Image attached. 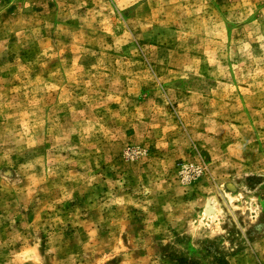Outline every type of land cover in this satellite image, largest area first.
<instances>
[{
  "label": "rangeland",
  "instance_id": "rangeland-1",
  "mask_svg": "<svg viewBox=\"0 0 264 264\" xmlns=\"http://www.w3.org/2000/svg\"><path fill=\"white\" fill-rule=\"evenodd\" d=\"M180 257L264 264V0H0V264Z\"/></svg>",
  "mask_w": 264,
  "mask_h": 264
},
{
  "label": "trees",
  "instance_id": "trees-1",
  "mask_svg": "<svg viewBox=\"0 0 264 264\" xmlns=\"http://www.w3.org/2000/svg\"><path fill=\"white\" fill-rule=\"evenodd\" d=\"M178 261V259H177ZM179 264H197V263H193V262H188L185 259H183L182 257L179 258Z\"/></svg>",
  "mask_w": 264,
  "mask_h": 264
}]
</instances>
